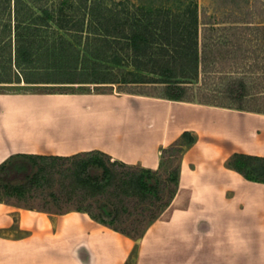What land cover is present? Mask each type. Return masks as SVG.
Wrapping results in <instances>:
<instances>
[{
	"label": "crops",
	"instance_id": "0c3cea01",
	"mask_svg": "<svg viewBox=\"0 0 264 264\" xmlns=\"http://www.w3.org/2000/svg\"><path fill=\"white\" fill-rule=\"evenodd\" d=\"M184 131L194 140L176 192L138 238L86 212L0 201V264H264V183L227 163L264 156V114L129 92H0V164L99 150L157 170Z\"/></svg>",
	"mask_w": 264,
	"mask_h": 264
},
{
	"label": "rangeland",
	"instance_id": "374dc122",
	"mask_svg": "<svg viewBox=\"0 0 264 264\" xmlns=\"http://www.w3.org/2000/svg\"><path fill=\"white\" fill-rule=\"evenodd\" d=\"M191 8L197 9L199 28L204 26L203 22L216 23L215 27L243 21L251 22L249 27L264 26V0H0V92L116 91L162 96L163 86L148 82L147 78L155 75L133 67L134 57L121 29L126 28L128 22L148 23L157 15L171 18ZM147 14L151 21L146 19ZM18 45L31 50L36 63H43L50 53L62 46L64 50L74 49L78 51L74 56L84 61L87 68L70 72L18 65L14 63V49ZM89 61H96L99 66ZM219 77L201 87L205 91L215 88L214 92L211 90L219 91L215 101L231 106L232 101L222 96L230 85L235 88L236 83ZM245 105L258 107L252 102ZM162 157L163 166L147 181L159 182L161 199L165 201L169 186L164 185L178 161L179 147L168 146ZM49 164L42 159L11 158L0 169V201L48 213H63L88 205L97 213L102 204L108 207L107 202H111L120 209L115 225L136 237L149 218L148 203H159L153 201V196L142 202L138 197L116 194L114 186L102 193L89 194L80 178L98 176L100 169L89 166L78 178L79 167L70 160H55ZM43 166H46L44 178L30 184L31 177ZM112 169L117 173L127 171L119 166ZM15 185L22 186L23 193L12 191Z\"/></svg>",
	"mask_w": 264,
	"mask_h": 264
},
{
	"label": "trees",
	"instance_id": "16d2710c",
	"mask_svg": "<svg viewBox=\"0 0 264 264\" xmlns=\"http://www.w3.org/2000/svg\"><path fill=\"white\" fill-rule=\"evenodd\" d=\"M146 19L151 21L148 14ZM159 23L160 25L157 27ZM171 23L172 27L170 28ZM203 23L204 26L199 28V16L196 8L180 11L172 15L171 18L168 15H157L154 20L148 23L128 22L126 28L121 29V32L127 41L128 49L133 54V67L155 75V77L145 78L150 83L163 86L164 94L158 97L264 114V26L249 27L248 24L251 22L248 21L216 27L214 26L216 23ZM87 38L89 39V37ZM67 46L70 48V43ZM65 50L62 46L50 53L43 63H36L37 60L33 58L31 50L23 49V46L18 45L14 49V63L26 64L30 69L41 68L70 72H78L87 68L84 61L78 59L77 55L74 56L78 54V51L74 49L69 51L67 48ZM90 64L99 66L96 61H91ZM215 75L236 83L235 88L230 85V89L222 96L231 100L233 105H222L215 101L219 92L213 93L215 88L205 91L201 87L215 79L217 77ZM198 83L199 85H194ZM247 102L255 103L258 107H249L245 105ZM179 140L178 143L171 145V147H179V157L166 178L167 183L164 187L169 186L167 190L169 195L165 201L161 199L159 182L150 184L147 180L157 174L163 166L162 154L166 152L167 148L162 150L157 170L126 164L112 159L99 150L68 156L16 154L1 163L0 169H3L7 162L15 156L28 157L34 161L42 159L46 165L55 160H70L79 167L78 178L89 166L98 168L101 171L100 175L80 178L81 184L88 190L87 193H102L105 189L114 186L116 194L121 192L127 197H138L142 202L153 196V201H159L157 205L148 203L149 218L145 220L142 231L137 234L139 237L169 205L176 192L180 155L183 148L193 142L194 138L188 131H184ZM227 163L230 168L242 174L245 179L264 183V156L235 152ZM114 166L127 169V171L117 173L112 169ZM45 171L46 166L40 167L39 171L31 177L30 184L39 183L40 178H44ZM11 190L18 194L23 193V187L19 185L13 186ZM107 203L111 207L108 208L109 205L106 207L107 204H102L97 213L91 209V205L78 207L75 210L86 212L94 220L132 238H137L127 230L115 225L120 209L111 202Z\"/></svg>",
	"mask_w": 264,
	"mask_h": 264
}]
</instances>
